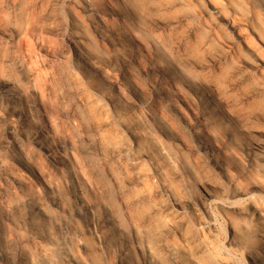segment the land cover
I'll list each match as a JSON object with an SVG mask.
<instances>
[{
    "label": "bare ground",
    "instance_id": "1",
    "mask_svg": "<svg viewBox=\"0 0 264 264\" xmlns=\"http://www.w3.org/2000/svg\"><path fill=\"white\" fill-rule=\"evenodd\" d=\"M259 1L264 6V0ZM64 2L69 17L66 39L79 65L99 67L104 56L125 53L129 40L138 50H151L158 59L156 73L145 74V86L134 84L131 92L138 104L128 115L114 118L110 114L109 107L117 108L112 94L127 89L120 84H113L112 94L104 92L101 100L81 96L99 124L96 135L112 149L105 164L117 163L129 177L120 198L131 196L125 207L136 246L122 250L112 264H136L135 256L141 260L138 264H184L177 258L188 254V264H264V144L257 143L256 156L249 155L240 168L239 156L247 152L236 139L257 132L264 137L263 127H250L264 121V14L251 0ZM153 13L166 19H157L147 28L152 26ZM219 19L226 21L237 38L230 36ZM183 33L179 45L171 48L168 37ZM127 66L121 68V75ZM81 67V73L98 79ZM173 94L181 104L172 99ZM37 105L48 113L44 104ZM43 147L54 163L62 164L64 155L48 144ZM177 159L195 163L198 173L226 179L234 196L227 197L221 186L208 183H202L200 190L193 185L190 194L181 192L177 187L181 177L172 173ZM4 162L0 159L2 172L7 170ZM21 165L35 174L26 163ZM12 179L24 188L22 176L15 174ZM156 182L160 190L149 191L148 185ZM158 195L167 199L166 206L155 203ZM80 198L84 200L82 193ZM213 201L227 218L229 246L244 260H232L230 252L222 249L220 261L213 263L220 250L215 249L217 229L209 206ZM84 204L87 218L93 221V205ZM39 211L46 219V211ZM164 223L168 226L163 233L160 226ZM103 227L95 225L93 232L100 254L110 258L111 238ZM44 242L38 256L58 252L65 264H87L77 254L72 236L63 244L52 238ZM0 255L6 256V251L0 249ZM38 256L31 253L29 264Z\"/></svg>",
    "mask_w": 264,
    "mask_h": 264
},
{
    "label": "rangeland",
    "instance_id": "2",
    "mask_svg": "<svg viewBox=\"0 0 264 264\" xmlns=\"http://www.w3.org/2000/svg\"><path fill=\"white\" fill-rule=\"evenodd\" d=\"M251 2L264 14L259 0ZM152 16L154 19L149 18L152 26L147 28L153 27L157 19H166L160 13ZM68 20L64 0H0V159L5 160L7 169L0 171V249L6 251V256L0 255V264H29L31 253L38 256L41 245H46L45 238L63 244L72 236L77 254L87 264H112L122 250L136 246L125 207L132 201L131 196L121 199L129 177L117 163L105 164L112 149L96 135L99 124L81 102V96L89 94L101 100L104 92L112 94L113 84H120L128 90L112 94L117 108L109 107L110 114L114 118L128 115L138 104V98L131 92L134 84L145 86V74L156 73L158 59L151 50H138L129 40L125 53L117 51L112 58L104 56L99 67L80 62L91 75H98L94 79L80 72L82 67L67 43ZM219 22L232 38H237L225 20L219 19ZM183 36L184 33L169 36L168 45L176 48ZM125 65H128L126 74L121 75ZM171 96L181 104L178 95ZM37 103L44 104L48 113ZM257 126L264 128V121L250 124V127ZM236 139L247 152L239 156L241 168L249 155L256 156V144H264V137L257 132ZM47 144L65 156L61 165L52 161L43 147ZM195 166L180 159L173 165L172 173L181 177L177 179L181 192L190 194L193 185L201 189L202 183H208L221 186L227 197L234 196L229 181L210 173H198ZM15 174L25 179L24 188L12 179ZM147 188L151 192L160 190L157 182ZM84 201L93 205V221L87 218ZM155 203L166 206L168 201L158 195ZM209 206L217 229L215 249L220 248L213 263L220 261L222 249L230 252L232 260H244L241 253L229 246L224 212L214 201ZM40 209L46 211V219ZM95 225L104 226L111 238L110 258L100 254L99 241L93 232ZM167 226L161 224L160 231L164 233ZM188 255L175 258L188 264ZM139 260L135 256L136 264ZM32 264L65 263L58 252L45 251Z\"/></svg>",
    "mask_w": 264,
    "mask_h": 264
}]
</instances>
